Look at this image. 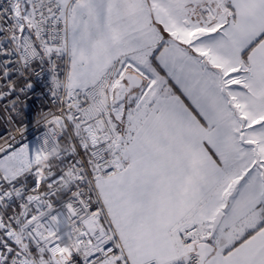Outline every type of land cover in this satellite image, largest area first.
I'll return each instance as SVG.
<instances>
[{"label":"snow or ice","instance_id":"6c2138e0","mask_svg":"<svg viewBox=\"0 0 264 264\" xmlns=\"http://www.w3.org/2000/svg\"><path fill=\"white\" fill-rule=\"evenodd\" d=\"M0 264H264V0H0Z\"/></svg>","mask_w":264,"mask_h":264}]
</instances>
